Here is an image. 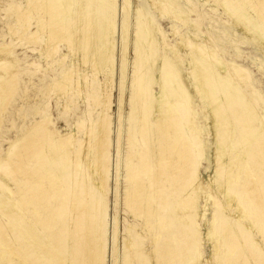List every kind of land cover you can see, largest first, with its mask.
<instances>
[{"label": "bare ground", "instance_id": "6f19581e", "mask_svg": "<svg viewBox=\"0 0 264 264\" xmlns=\"http://www.w3.org/2000/svg\"><path fill=\"white\" fill-rule=\"evenodd\" d=\"M148 1L159 15L193 29L188 19L195 14L182 0ZM204 1L209 0H199ZM211 2L213 9H222L220 21L228 29L215 30L208 15V25L198 28L200 36L190 30L180 34L172 26L171 36H180V41L170 44L150 16L138 7L132 12L130 0H122L119 128L114 141L112 94L104 88L95 101L102 110L98 122L76 126L82 131L81 140L75 134H60L48 115L8 141L6 150L0 148V214L12 213L5 221L0 218L1 262L106 264L108 196L112 194L116 212L111 227L112 264H159L163 250L169 264H175V258L184 264H264V98L252 86L250 72L234 58H224L217 44L221 36L225 42L232 40L233 55L239 58L241 50L235 45L248 43L261 54V58L250 57V62L264 63V0ZM15 9L19 29L10 26V35L20 30L18 37L39 48L45 60L57 55L58 43L72 57V66L63 70L61 80L47 83L48 92L67 99L72 86L88 95L91 79L81 67L90 68L94 78L105 68L111 81L116 0H26L25 9ZM33 11L43 19L38 33L28 32ZM40 34L43 44L38 43ZM10 50V44H0V115L18 91V60ZM64 59L65 55L59 57L60 64ZM126 103L134 124L127 128L124 139L129 146L120 169ZM209 134L211 148L203 141ZM112 149L118 167L111 187ZM204 163L208 175L203 177ZM121 207L155 231L147 242L155 245L153 252H148L137 227L130 225L128 238L120 244ZM24 214L40 225L45 241H29L15 220L22 221ZM204 245L209 246L207 255ZM118 249L123 252L121 263Z\"/></svg>", "mask_w": 264, "mask_h": 264}, {"label": "rangeland", "instance_id": "374dc122", "mask_svg": "<svg viewBox=\"0 0 264 264\" xmlns=\"http://www.w3.org/2000/svg\"><path fill=\"white\" fill-rule=\"evenodd\" d=\"M186 4L189 5L188 8H191L194 12V16L188 19V22L193 26V29L186 27L182 25L181 23L177 21H172L169 17L165 15H159L157 11H155L152 8V5L148 0H130L131 6L130 9L133 12L137 7L142 9L144 11V14L147 16H150L153 24L160 26V28L168 35V42L170 44H175L176 42L180 41V36H171L172 34V26L177 27L180 30V34L185 33L186 31L190 30L193 34L199 35V27L200 25H208L206 18L209 16H212L213 19L209 22L210 25L215 30L218 31H225L228 28L222 23L220 15H223V11L221 8L213 9L212 8V2L211 0L204 1L205 4H200L199 0H182ZM8 5V6H7ZM15 6H18L22 9H25L26 6V0H0V44H10V56L14 57L18 60V91L16 94L12 97L10 102L8 103L6 109L4 112L0 115L1 118V124H0V148L2 150H6L8 145V141H11L15 139L20 133L25 130V127L29 126L34 120L46 117L50 115L51 122L55 130H57L60 134L64 133H71L75 134V139L81 140L82 138V131L80 129H76V126L81 123H88V121L95 123L98 122L100 119L99 113L101 114V107L97 105L95 101H97L98 98H100L101 90L104 88L111 89L112 94V108L110 110V118L112 121V140L114 141V136L116 131L119 128V120L118 118V96H119V81H120V60H119V49H120V19L122 16V0H116V6H117V19H116V31L113 35L114 38V59H113V69L111 73V81H109V74L107 73V69L102 68L101 72L94 78V72L92 70L87 69V67H81V72L85 74L88 79H91V87L87 90V94H81L78 93L73 89V87L69 86L70 94L68 96V100L65 97H61L59 94H53L52 92H48V84L52 82V79L58 80L60 77L62 78L64 74L63 70L65 71L66 67L71 68V61L72 57L66 50V48L63 46V44L58 43V53L57 55L52 58V60H45L44 54L39 50V48H34V45L32 43H26L21 40V38L18 37V34L21 32L18 30L15 35H10L9 33V27L15 25L17 26V20H16V9ZM12 7V8H11ZM154 10V11H153ZM13 13V14H12ZM14 16V17H13ZM39 16V17H38ZM30 28L28 32H39V19L41 20L42 17L40 15L39 11H33L32 14H30ZM37 17V18H36ZM35 18V19H34ZM225 18V17H224ZM226 19V18H225ZM224 19V20H225ZM15 20V22H14ZM43 21V19H42ZM37 22V23H36ZM16 29H19L16 27ZM170 36V37H169ZM237 36L242 37L241 31H237ZM3 37V38H1ZM40 38H38V43L43 44L44 42V36L42 34L39 35ZM3 40V41H2ZM208 40V39H206ZM229 40V39H228ZM231 43H233L232 40L230 42H225V37L221 36V39L218 41L217 44L219 48L223 50L224 58L227 60L231 57L234 58V60L241 65L244 69L248 70L251 74L252 78V86L260 91V94L264 98V63L259 62L257 65H254L250 62V57H258L261 58V54L258 53L256 50L254 51V48L246 44H236L235 47H238L241 50L239 58L233 55V49L231 47ZM209 44V43H208ZM33 46V47H32ZM187 54V55H185ZM228 54V55H227ZM63 55L66 56L65 61H63L61 64L58 61L59 57L61 58ZM182 55L187 57L188 60L190 59V56H188L187 51H183ZM230 56V57H229ZM229 57V58H228ZM55 61V62H54ZM33 62V63H32ZM76 63V61L74 60ZM261 67V68H259ZM37 70V71H36ZM45 70V71H44ZM87 70V71H86ZM90 70V71H89ZM129 68L126 71L127 72V79H126V88L129 86L128 82V76H129ZM34 71V72H33ZM36 71V72H35ZM185 72H189L188 69H184ZM92 72V73H91ZM36 73V74H34ZM38 74V75H37ZM93 74V75H92ZM41 75V76H40ZM40 77V78H39ZM42 78V79H41ZM61 78L59 80H61ZM94 78V79H93ZM106 79V80H105ZM103 81V82H102ZM29 82V83H28ZM105 83V84H104ZM102 84V86H101ZM110 84V86H109ZM128 85V86H127ZM101 86V87H100ZM105 86V87H103ZM103 87V88H102ZM101 89V90H100ZM158 92V88L155 89ZM26 91V92H25ZM24 94V95H23ZM50 94V95H49ZM98 94V95H97ZM127 90L125 92V97H127ZM27 95V96H26ZM84 97H83V96ZM41 96V97H40ZM87 96V97H86ZM24 97V98H23ZM23 98V99H22ZM88 98V99H87ZM90 99V100H89ZM92 99L94 101H92ZM94 102V103H93ZM198 109L201 108V105H197ZM95 108V109H94ZM130 107L128 103H126L123 107V137L121 141V151H122V160L120 163V169L124 167V163L126 162L125 159V149L128 148L129 142L125 139H127V128L128 126H133V121L130 119ZM17 113V114H16ZM117 118V119H116ZM199 122H201V118L198 119ZM197 121V122H198ZM202 124V123H200ZM19 127V128H18ZM74 128V129H73ZM75 130V131H74ZM74 132V133H73ZM77 135V136H76ZM125 138V139H124ZM4 141V142H3ZM204 143L207 142L209 145V148L213 146L212 143V136L209 134L207 136L203 137ZM127 143V144H126ZM116 151L112 149L111 152V176H110V186H113V178L115 175V171L117 170L118 164L116 159ZM125 159V160H124ZM122 165V166H121ZM122 170V174H123ZM201 174L202 176L208 175V167L204 163L201 168ZM3 182L6 183V185L10 188H13V184L8 182L7 179L3 178ZM124 185L122 181V186ZM173 190V189H172ZM169 189L166 190V194L168 196V199L170 203H172V199L170 198L168 193ZM111 196V197H110ZM109 202H110V213L108 216V233H107V254H106V264H112L115 262L114 258L110 256V246H111V230H112V221L114 217L116 216L115 212V206H114V199L112 194L108 196ZM123 208L121 207L118 211V222H119V230H120V244L122 245V239L124 237L128 238V232L127 228L128 226H132L133 228L137 227V232L140 233V235L145 239V244L147 246V242H151L150 239L154 238L156 235L155 231L150 230L145 226L144 219H138L132 217L130 213L122 212ZM211 211L209 210L208 218L211 219ZM9 214H12L9 212ZM8 212L5 214L1 213V219L5 221V216L9 215ZM124 214V215H123ZM131 215V216H129ZM14 216V215H13ZM30 215L24 214L23 220L20 221L19 218L16 221H18V226L20 229L27 233L28 239L30 242L35 243L38 241H45L46 238L43 236L41 230L42 228L40 225L34 220L29 217ZM3 217V218H2ZM29 218V219H28ZM124 219V220H122ZM135 219V220H134ZM151 219V218H150ZM126 221V222H125ZM134 221V222H133ZM152 221V220H151ZM150 221V222H151ZM33 222H35L33 225ZM143 222V223H142ZM125 223V224H124ZM136 223V224H135ZM142 223V224H141ZM29 225V226H28ZM134 225V226H133ZM140 225V226H139ZM122 226V227H121ZM126 226V227H125ZM30 227V228H29ZM140 229H139V228ZM143 228V230H142ZM36 229V230H35ZM25 230V231H24ZM28 230V231H27ZM122 230V231H121ZM125 231V232H124ZM29 232V233H28ZM150 233V234H149ZM9 239L13 240V235L8 234ZM153 236V237H152ZM38 237V238H37ZM12 238V239H10ZM32 238V239H31ZM45 238V239H44ZM65 237L63 236V239ZM109 238V239H108ZM147 239V240H146ZM149 242V243H150ZM151 245V246H150ZM162 244L161 246H163ZM206 246V247H205ZM148 252H153L155 250V245L149 244L147 246ZM204 255L208 253L209 246L204 245ZM34 248L31 249V251ZM109 250V251H108ZM119 250V249H118ZM120 249L118 253L120 252L119 260L120 263L122 261L123 252ZM30 252V251H29ZM28 252V253H29ZM26 253V255L28 254ZM30 252L29 254H31ZM153 260H155L156 254H152ZM166 257V258H165ZM170 257L167 255L166 251L163 250V256L159 264H169ZM175 264H184L181 261L178 262V260L175 258ZM1 264H4L0 261ZM136 263V262H135ZM133 263V264H135ZM148 264H156L154 261L149 262Z\"/></svg>", "mask_w": 264, "mask_h": 264}]
</instances>
